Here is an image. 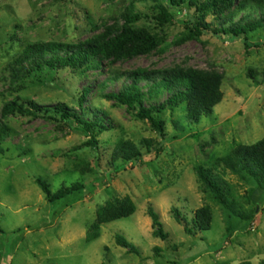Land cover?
<instances>
[{
	"label": "rangeland",
	"instance_id": "obj_1",
	"mask_svg": "<svg viewBox=\"0 0 264 264\" xmlns=\"http://www.w3.org/2000/svg\"><path fill=\"white\" fill-rule=\"evenodd\" d=\"M248 1L264 5V0ZM132 13L139 16L135 27L160 44L151 55L110 59L87 77L46 69L14 79V64L28 46L85 44L120 30ZM187 18L186 10L172 9L169 22L163 23L154 0H0V117L3 107L16 99L61 103L78 111L80 91L90 87L86 108L109 126L98 137L94 154L78 150L90 138L59 119L16 115L5 120L11 134L0 151V264H264V190L252 178L216 170L234 193L233 214L212 200L196 173L237 147L264 139V29L248 36L252 47L247 48L243 39L211 32L191 39ZM213 18L210 14L206 22L219 24ZM176 71L221 74L224 97L198 123L186 119L184 106L167 112L164 137L103 95L130 84L133 72L155 76ZM114 75L121 78L104 86ZM159 98L164 101L167 95ZM123 140L133 142L144 159L110 165L112 149ZM39 178L55 192L76 182L85 190L52 204L38 186ZM128 198L136 213L104 224L100 237L88 242L101 212ZM204 207L211 209L213 220L211 230L201 232L192 218ZM151 208L159 215L166 241L154 236ZM184 224H191L192 234ZM231 227L235 233L228 235ZM118 235L141 255L118 246Z\"/></svg>",
	"mask_w": 264,
	"mask_h": 264
},
{
	"label": "trees",
	"instance_id": "obj_2",
	"mask_svg": "<svg viewBox=\"0 0 264 264\" xmlns=\"http://www.w3.org/2000/svg\"><path fill=\"white\" fill-rule=\"evenodd\" d=\"M154 0L160 11V19L168 23L171 10L179 13L187 11L186 25L190 30V38L197 39L205 33L225 35L232 40L243 39L245 46L251 48L248 36L264 29V5L260 2L248 0ZM210 14L214 15L217 25L207 23ZM139 16L127 14L125 24L116 32L105 33L85 44L66 45L58 43H39L28 46L23 55L14 64L17 69L13 73L14 79L21 81L30 78L34 73L46 69L54 71L69 70L77 76L87 77L90 72H98L104 69V63L110 59H124L135 56H149L160 46L158 40L148 32L135 27ZM264 75V70H263ZM121 77L114 75L109 77L104 86H108ZM130 84H125L119 92L103 94L110 101H114L120 107L135 114L139 119L148 121L151 126L164 137L165 122L162 117L169 111L174 112L180 107H185L186 119L192 123H198L203 117L210 116L215 107L223 101V76L218 73H206L200 71L169 72L155 76L145 72H133L129 74ZM145 82V85L142 83ZM264 82V80H263ZM90 87H84L75 102L79 110L75 111L64 104L40 105L36 102L22 103L16 99L7 103L0 117V151L10 137L11 130L5 123L8 117L33 116L47 117L53 121H61L71 129L77 128L90 138L81 150L86 148L92 153L99 151L98 137L109 131L103 117L98 112L91 113L86 108V101L91 94ZM167 95L164 101L159 97ZM59 119V120H58ZM151 142H147L150 148ZM109 164L122 161L125 164L139 162L144 159V154L131 141H120L111 151ZM222 169L224 173H231L241 178H252L258 183V187L264 190V139L251 144L241 145L234 149L229 156L221 158L216 165L205 168H196L198 179L204 191L212 200L229 212L233 210L230 197L234 193L216 170ZM37 184L46 196L49 203L66 200L85 190L82 183L64 184L56 192L50 184L42 179ZM137 207L129 198L124 201L117 200L105 208L98 221L93 225L88 234L87 241L92 242L100 237L101 227L133 216ZM236 214L235 210H233ZM176 219L183 224L184 217L178 209H174ZM153 220L154 236L166 241L168 235L163 230L159 215L154 209L149 210ZM251 220L242 217V220ZM212 212L208 207L201 208L194 213L192 226L198 231H210L212 227ZM191 224H184L185 231L192 234ZM1 231V228H0ZM235 233L232 227L228 235ZM118 246L130 253L140 256L139 249L127 241L123 236H117Z\"/></svg>",
	"mask_w": 264,
	"mask_h": 264
}]
</instances>
